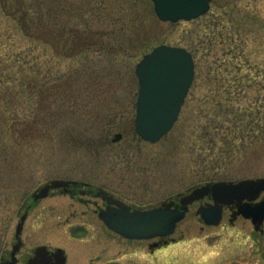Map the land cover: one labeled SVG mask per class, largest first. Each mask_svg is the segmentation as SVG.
I'll return each instance as SVG.
<instances>
[{
    "label": "rangeland",
    "instance_id": "374dc122",
    "mask_svg": "<svg viewBox=\"0 0 264 264\" xmlns=\"http://www.w3.org/2000/svg\"><path fill=\"white\" fill-rule=\"evenodd\" d=\"M127 2L0 0V261L29 210L18 258L51 246L69 264H264L262 236L207 226L197 206L156 248L105 228L85 204L96 198L57 194L30 207L52 180L147 209L207 183L264 178V0H212L206 15L177 23L160 21L151 0ZM47 3L48 27L35 13ZM160 45L187 49L195 79L175 126L153 144L135 132V70ZM5 119L17 122L14 138Z\"/></svg>",
    "mask_w": 264,
    "mask_h": 264
},
{
    "label": "water",
    "instance_id": "95a60500",
    "mask_svg": "<svg viewBox=\"0 0 264 264\" xmlns=\"http://www.w3.org/2000/svg\"><path fill=\"white\" fill-rule=\"evenodd\" d=\"M152 1L159 20L171 23L196 20L209 12L211 3V0ZM135 73L139 81L136 133L143 141L155 144L171 132L179 119L194 82L195 62L192 54L185 48L161 45L137 64ZM120 139L119 135L114 142ZM70 184L77 183L54 180L41 189L39 197H46L52 187L59 188ZM261 192H264V178L239 182L221 181L195 188L181 199V210L173 209L171 204L146 211L115 210L106 213L104 223L110 230L126 239L167 238L175 233L177 224L185 219L188 206L210 193L216 206L202 207L197 214L206 225L218 226L222 220V204L255 198ZM240 210L243 216L254 219V222L264 220V207H241ZM24 221L25 217L17 229L18 238Z\"/></svg>",
    "mask_w": 264,
    "mask_h": 264
},
{
    "label": "flooded vegetation",
    "instance_id": "af4514ba",
    "mask_svg": "<svg viewBox=\"0 0 264 264\" xmlns=\"http://www.w3.org/2000/svg\"><path fill=\"white\" fill-rule=\"evenodd\" d=\"M121 136V139L123 138L122 134H117V136ZM66 181V180H65ZM70 182V181H69ZM76 182L77 184H70L69 186L65 187H59V188H50L47 192V196L40 198V191L42 188L48 186L51 181L45 185H43L40 189L36 190L33 196L32 205L30 206L33 208L37 204H39L42 200L47 199L53 195H65L69 197H89V198H96L95 200L89 199V201H85V204L87 206H93L94 208V214L97 215L98 219L103 223L105 228L110 230L104 223V219L106 217L107 212H114L115 210H121V211H127L130 212L134 211H143L147 209H141L138 208L135 205L127 204L123 199L118 198L116 195H112L105 190L101 188H96L93 185L85 182H78V181H71ZM184 197V195H178L176 198L166 201L165 203H162V207L164 204H171L172 208L180 210L182 208L181 205V199ZM81 199V198H80ZM101 201L99 204L97 201ZM199 208H211L216 206V201L213 197V195L210 193L207 196H205L203 199L194 202L189 206V211L193 207ZM241 207H249V208H261L264 207V192L259 193L255 198H246L242 201H235L230 204H222V220L220 224L227 223L231 227H237V225H248L250 226L253 231H255L256 234L262 236L264 238V220L259 222H254V219H249L243 216L241 213L240 208ZM128 208V209H126ZM29 214V210L26 211V213L23 215L25 217V220L27 219ZM114 233V232H113ZM171 238H157L153 239L152 243L149 244L151 248L161 247L164 244L167 245L172 241ZM40 247H44L43 249H40ZM12 252L9 254V258L2 257L0 264H69V260L67 257L66 252L58 247H51V246H39L34 248L31 251H26L22 258H18L21 255V251L24 249V244L21 241V239L17 240L15 245L12 247ZM101 259H91L88 263L84 264H95V262H99ZM107 264H118L115 260H110L107 262Z\"/></svg>",
    "mask_w": 264,
    "mask_h": 264
},
{
    "label": "trees",
    "instance_id": "16d2710c",
    "mask_svg": "<svg viewBox=\"0 0 264 264\" xmlns=\"http://www.w3.org/2000/svg\"><path fill=\"white\" fill-rule=\"evenodd\" d=\"M58 1V3H61V0H57ZM62 1H64V0H62ZM103 1H105V0H103ZM128 0H122V6H125L126 7V5H127V2ZM50 2V1H49ZM150 2V1H149ZM36 11H35V13L37 14V16L38 17H40L42 20H44V24L43 25H47V27H48V23L50 24L51 22V20H50V18H51V16H53L52 14L54 13V7H51V6H49V4L47 3L45 6H43V5H38L36 8ZM55 9L56 10H61L60 9V6H59V4H58V7L56 8L55 7ZM151 9H152V13L155 15V12H154V8H153V4H151ZM36 20H39V19H36ZM42 20H41V23H42ZM119 20V22L121 21V18H119L118 19ZM57 23H59V21L57 22ZM66 30V28L65 27H63L61 30H58V31H60V32H58V31H56L58 34L59 33H62L63 31H65ZM49 32V31H48ZM74 31H73V35H74ZM57 46H59V44L57 45ZM22 67H26V66H24V64H22L21 65ZM40 71V70H39ZM40 73H42L41 71H40ZM47 76L45 77H42L41 79H40V81L38 82V84H39V86L38 87H40V88H43L44 86L46 87V85L48 84V82H47ZM9 80V79H8ZM8 80H5V81H7V83L9 82ZM237 78H233V79H231V80H229L230 82H233V83H236L237 82ZM3 82H4V79L2 80ZM16 80H14V82H15ZM41 83V84H40ZM11 88L10 87H7L6 89H5V91H6V93L7 92H11ZM48 94H50L49 92H48V90H46V89H44V96H43V99H47V98H49V95ZM46 95H47V97H46ZM36 121H38V119H36ZM4 122L5 123H3V124H6L7 125V127H8V130H9V134L11 135V136H13V138L16 136V126H17V122H15V121H13L11 124L9 123V121L7 120V119H5L4 120ZM7 130V131H8Z\"/></svg>",
    "mask_w": 264,
    "mask_h": 264
}]
</instances>
